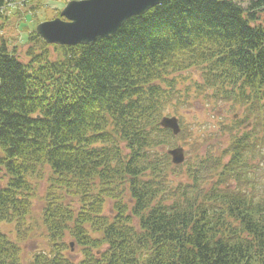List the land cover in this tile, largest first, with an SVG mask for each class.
<instances>
[{
	"label": "trees",
	"instance_id": "1",
	"mask_svg": "<svg viewBox=\"0 0 264 264\" xmlns=\"http://www.w3.org/2000/svg\"><path fill=\"white\" fill-rule=\"evenodd\" d=\"M258 11L264 0H166L90 45L32 30L25 57L0 38V225L15 226L0 229V264H25L46 177L50 248L29 264H264ZM227 106L244 118L222 121ZM194 109L219 120L190 124Z\"/></svg>",
	"mask_w": 264,
	"mask_h": 264
},
{
	"label": "rangeland",
	"instance_id": "2",
	"mask_svg": "<svg viewBox=\"0 0 264 264\" xmlns=\"http://www.w3.org/2000/svg\"><path fill=\"white\" fill-rule=\"evenodd\" d=\"M72 0H7L6 6L2 9L4 16L0 17V38L6 40L11 49L17 48L18 52L25 57L27 48L29 47V34L32 30H36L39 23L48 20H53L60 17L62 10L65 6ZM243 7H247L249 1H242ZM57 13H60L57 15ZM264 19V11H258ZM198 108H203L202 105L198 104ZM208 109L207 107H205ZM206 109L197 110L194 109V116L189 117L190 112L186 111L185 116H187V122L192 124L195 119V115H198L197 120L201 123L206 124L209 120L211 124H216L219 118H223L222 121L228 122L231 119H241L242 111L238 108L233 111L228 106L223 107V109L218 113L217 118H211L210 115H214L213 112H209ZM229 109V110H228ZM241 109V108H240ZM234 116V117H233ZM240 121V120H239ZM248 122V121H247ZM244 121V124L247 123ZM180 124L181 120H180ZM251 126L250 124L247 127ZM246 128V127H245ZM182 146L185 149L186 160L189 158L187 145L182 141L177 140L173 147ZM36 181V180H35ZM38 187V198L35 200V205L33 208L32 216L29 218L31 225L34 226V231L29 239V241L23 245L24 247V258L23 262L29 264L34 253L42 250H49L50 239L47 230L43 224L41 209L43 205V200L46 195V190L48 187V177L45 180H41V183L37 185ZM0 229L2 231H10L15 233L14 224H1ZM68 245L71 246L68 254H71L75 259L79 260L82 257L81 248L78 247L73 239L68 237L66 239Z\"/></svg>",
	"mask_w": 264,
	"mask_h": 264
},
{
	"label": "water",
	"instance_id": "3",
	"mask_svg": "<svg viewBox=\"0 0 264 264\" xmlns=\"http://www.w3.org/2000/svg\"><path fill=\"white\" fill-rule=\"evenodd\" d=\"M163 1L166 0H72L60 17L39 23L36 33L50 45H90L115 34L128 19L146 14ZM160 126L175 136L182 130L176 116L163 117ZM168 154L174 165L186 161L182 146L169 149Z\"/></svg>",
	"mask_w": 264,
	"mask_h": 264
}]
</instances>
